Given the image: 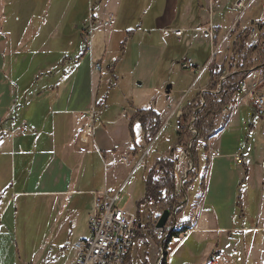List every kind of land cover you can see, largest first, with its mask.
Returning <instances> with one entry per match:
<instances>
[{"label": "crops", "instance_id": "1", "mask_svg": "<svg viewBox=\"0 0 264 264\" xmlns=\"http://www.w3.org/2000/svg\"><path fill=\"white\" fill-rule=\"evenodd\" d=\"M87 1L92 6V9L88 8L89 19L85 14H78L77 8L73 7L64 24H59V37L67 43L62 51L65 55L56 61V65H50L53 69L46 73L47 77L37 79L35 85L28 89L29 85L26 90L20 91L22 93L13 91L12 87L5 92L8 95L5 113L15 114L18 125L9 128L1 119L7 132L0 136V232L11 234L12 226L16 228L19 219L27 218V203L22 201L17 204L18 198H40L46 215L47 211L50 212L48 217L55 209L58 216L66 218L69 233L66 243L71 242L75 232V217L84 214L86 233L72 242L73 257L65 264H71L75 258L74 245L90 236L93 193L105 191L114 195L122 191L124 194L123 179L131 174L134 165L136 168L142 163H139L141 159L136 162L131 151L129 122L136 111L153 109L162 117L164 133L167 130L177 133L175 111L179 104L182 103L181 109L185 112L186 106L206 93L210 67L215 62L222 65L226 59L221 61L222 54L217 52L216 59L212 58L210 64L206 63L201 68L195 64L196 70H189L195 79L172 83L169 93L165 86L160 85V79L158 83L155 81L157 70H164L165 75L176 68L174 62L177 60L176 65L186 76L187 69H182L179 64L184 56L179 57L181 48L192 49L197 42L193 35H200L198 37L210 43L209 49H214V39L219 42L231 24L236 23L234 13L237 12L232 8L228 12L224 8L220 10L214 2L209 5L210 0H84V3L87 4ZM226 13L230 15L229 27L220 23ZM215 14L221 18L218 20ZM77 16L79 21L69 25ZM110 17L115 20L111 29L105 26ZM89 23L93 24L94 47L92 54L89 53L91 62L96 49L97 63L102 69L103 64L108 62L111 73L118 70L132 72L133 78H140L143 74L145 80H149V93L143 99L146 107L130 103L127 96L121 99L120 105L109 106L107 100V107L97 111L104 78L93 74L94 65L90 69V78L82 73L80 67L87 54L83 52L78 33ZM239 25L241 30H250ZM210 26L216 32L213 40L202 32ZM176 30L183 31L181 38L174 35ZM42 43V47L48 46V43ZM226 52L229 55V51ZM123 62L127 63L125 68L122 67ZM200 73L201 77L198 76ZM260 78L264 79L261 74L252 73L248 79L252 82ZM154 81L158 87H155ZM132 82L130 86L135 87ZM19 93L25 96L22 104L18 103ZM236 108L231 117L221 116L217 121V134L208 142L211 182L205 204L201 203L199 194L192 187L191 194L186 196L184 212L175 217L186 224V231L190 234L184 237L177 231L171 233L170 239L164 242L167 252L162 263L264 264V115L256 114L249 97L240 96ZM84 113L94 117V137L82 131L90 119V116L81 118ZM24 126H28L29 130H23ZM239 127L241 130L237 131ZM257 127H261V134L257 133ZM228 131L237 133L239 143L224 144L222 138ZM217 135L219 139L214 140ZM172 141L168 140V150L157 153V156L160 155L158 159L172 158L170 155L176 149ZM140 145L145 150L147 148L142 156L145 159L151 146L147 147L143 137L140 138ZM181 150L178 149L179 156ZM211 151L217 152L213 158L210 157ZM168 152L170 154L166 155ZM124 158L128 163L123 162ZM116 167L122 171L114 178L111 171ZM101 172L103 175L100 178ZM257 192L258 200L253 207L250 197ZM143 198H139L137 203ZM37 202L36 205L41 207V202ZM135 211L133 213L136 214ZM43 220L41 218L40 222ZM192 235L197 236L190 241ZM52 242L53 238L49 235L45 243L51 247ZM137 242L127 264L134 256ZM46 244L37 259L44 252L43 248L47 249ZM146 246L153 253L149 264H157L163 244L153 251L152 245L150 247L146 243Z\"/></svg>", "mask_w": 264, "mask_h": 264}, {"label": "rangeland", "instance_id": "2", "mask_svg": "<svg viewBox=\"0 0 264 264\" xmlns=\"http://www.w3.org/2000/svg\"><path fill=\"white\" fill-rule=\"evenodd\" d=\"M243 1L247 6V10L244 12L235 7L236 4ZM252 1L254 0H210L209 5L214 2V5L216 4L215 7L217 6L220 10L223 8L226 12H228L230 8L236 10L237 12L234 13L236 23L234 22L231 24L228 32L226 31L222 39L218 42L219 46L214 48L215 50L213 48H211V50L209 49L210 43L207 40L204 41L203 37H198L200 35H193L197 42L194 43L192 49H186L185 47L181 48L179 57L184 55L183 57L191 58L200 68L206 65V63L210 64L212 58L213 60L216 59L217 52L222 54L221 61L227 58H232L233 55L230 53L228 55V52H226L229 50L230 46L228 43V37L231 32H234L237 29L239 30L238 34L245 31L244 29L241 30L239 24H242V26L249 29L253 28L248 44H256L261 35L256 26H258V23L264 22V0H255L253 3ZM86 3L87 4L84 3V0H0V119H4L7 127L11 128L12 125L16 127L19 122L16 120L15 114L11 113L10 115H6L5 113V101L8 100V95L5 92L11 87L15 92L24 91L29 85L30 87L28 89H30L31 86L37 83V79L41 80L47 77L45 76L47 75L46 73L53 69L50 65H56V61L65 55L62 51L66 48L67 43L64 42L62 37H59L61 32L60 28H58L59 24L65 21L73 7L77 8L76 12L78 14H85L89 19L90 14H88V8L92 9V6H89L90 4L88 1ZM218 8L215 9V11H217ZM79 16H77L69 25L79 21ZM215 17L218 20L221 18L219 14H215ZM229 17V13H226L222 18L220 23L224 27H229ZM80 26L82 27V25ZM81 30H79V33ZM43 41L48 43L46 48L42 47ZM81 47H84L83 42ZM98 58L96 49L94 50V58L92 59V62L89 54L83 57L80 64L82 73L87 74L90 78V69L98 62ZM174 63L176 68L174 70H169L165 75L164 70H157L155 81L158 83V80L160 79V85H162V87L165 86V89H167L169 85H172V83H185V81L191 82L195 79V75L189 70H186L187 75L184 76L182 72H180L179 65H176L177 60ZM121 64L123 68L127 66L126 62ZM109 66L110 63L105 62L102 71L93 73L96 76L102 75L104 78L102 81L97 111L105 109V106L107 107V100L109 106L116 104L120 105L119 103L121 99L127 96L129 97L128 100L130 103H133L140 108L146 107V102H143V99L146 96V93H149L147 87L149 80H145L143 74H140L142 75V78H133L132 72L127 71L118 70L116 73H111L109 71ZM230 67L233 71L235 70V66H229L228 69H230ZM65 69L67 70V66ZM201 75L202 73L198 76L201 77ZM136 76L138 77L139 74L137 73ZM131 82L135 84V87L130 86ZM141 84H143V86H141ZM156 85L155 87H158ZM263 90L264 88L262 87L261 91ZM20 93L18 95V103L22 104L24 103L25 96L24 94L20 96ZM249 113L254 117L252 112ZM184 115L186 119L189 117L187 112H184ZM21 121L23 122V119ZM249 125H247V127H249ZM241 127H239L237 131L241 130ZM243 129L244 128H242V131ZM256 130L257 133L259 131V134H261V127H257ZM137 136H139V134ZM176 136V133L172 130H167L165 133L161 134L160 137H158L159 139L155 150L150 153L151 148L149 149L147 162L142 167L139 165L137 169H135L134 165L130 171L131 174L125 176L123 179L125 182L123 204L128 202V210L134 212L136 210L137 201L139 198L144 197L145 172H148L155 166L156 161L160 157V155L157 156V153L162 154L169 149V139H173L172 143L174 144V147L177 148ZM237 136V133L232 134L228 131L223 135L222 140L225 145H234L239 143ZM217 139H219V135L214 138V140ZM169 154L170 153L168 152L166 155ZM209 167L210 165L207 166L205 162L201 163L198 170V178L193 185L194 189L199 194L198 197L202 204H205L207 196L206 192L208 187H210L211 182ZM188 168L189 167L186 164H183V166L180 167L178 176L180 182L188 177ZM121 171L120 168L116 167L111 171V174L116 178L121 175ZM102 175V172L99 173L100 178ZM181 185L182 184L180 183V186ZM204 185L205 187L202 189ZM125 194H127V196H125ZM250 200L254 207L258 200V192L251 195ZM22 201H26L28 206L27 218L19 219L15 224L16 228L12 226L13 229L11 234L3 231L0 232V264H65L67 259H72V242H75L78 239V236L81 237L86 233L87 225L85 217H83L84 214L81 217H75V232L71 236V242L66 243L67 237L69 236L66 218L62 219L61 216H58L55 209L53 210L52 215L48 217L50 212L47 211L46 215L44 209L45 206L42 204V199L40 198H18L17 204ZM37 201L41 202V207L36 205L38 203ZM164 215H167L169 218L168 213H165ZM41 218L44 220L40 222ZM146 218L147 215L144 216V221ZM167 220L164 223L162 222L163 224L160 222L157 226V230H162L165 227ZM49 235L53 238L51 247H48V244L45 243V240ZM195 236L197 235H192L190 241L194 239ZM150 238L149 233L145 231L140 238L141 240H138L137 242L134 256L129 264H149L150 258L153 259V253L149 247L146 246V243H148L149 246L152 245V251L153 249L157 250L159 248ZM45 244L47 249L43 248L44 252L40 254L39 259H37L38 253L42 252V247ZM196 260L199 261L200 259L196 258ZM197 264H199V262H197Z\"/></svg>", "mask_w": 264, "mask_h": 264}, {"label": "trees", "instance_id": "3", "mask_svg": "<svg viewBox=\"0 0 264 264\" xmlns=\"http://www.w3.org/2000/svg\"><path fill=\"white\" fill-rule=\"evenodd\" d=\"M257 25L261 35L256 44H248L253 31L252 28L240 34H238V29L230 33L228 51L233 57L227 58L222 65L215 62L210 67L207 92L198 96L193 103L185 107V112L188 113L189 117L185 118V127L176 133V145L178 149L188 147L189 144L192 145L190 157L194 169L188 174L183 187L181 188L174 172L179 157L177 148L172 154L174 160L162 157L156 161L151 170L146 172L144 198L136 203V214L141 223L136 241L140 240L146 231L152 241L161 245L162 242L157 237V226L165 213H168L169 216L178 217L184 212L186 196L192 192L191 189L198 178L201 163L205 162L209 166L208 142L217 134V121L221 118L222 112L236 105L241 96V84L249 78L250 74L259 72L264 75V22ZM214 44L215 47H218L216 38ZM229 66H235V70L233 71L231 67L228 69ZM163 125L161 115L153 109L136 111L135 117L129 122V130L131 151L137 162L146 151L140 145V138H144L147 147L151 146V153L157 146L158 137L164 133ZM138 134L139 136H137ZM148 156L146 155L140 164L141 167L147 162ZM145 215L147 218L144 221ZM132 250L133 248L127 262Z\"/></svg>", "mask_w": 264, "mask_h": 264}, {"label": "built area", "instance_id": "4", "mask_svg": "<svg viewBox=\"0 0 264 264\" xmlns=\"http://www.w3.org/2000/svg\"><path fill=\"white\" fill-rule=\"evenodd\" d=\"M235 7L243 12L247 10L244 1L236 4ZM114 22V18L110 17L106 26L111 29L114 26ZM92 32L93 24L89 23L85 25L79 33L84 45V54H92ZM202 32L212 40L216 33L212 26L203 29ZM174 35L177 38H181L183 31L176 30L174 31ZM179 64L182 69L196 70L195 63L187 57L181 58ZM101 70L102 66L100 63L94 64V72H99ZM261 75L264 78V75ZM262 87L264 88V79L262 78L252 82L247 79L240 87L241 96L251 98L252 107L258 116L264 115V90L261 91ZM181 105L182 103L179 104L175 111V130L177 132H180L185 127V115L184 111L181 109ZM236 109L235 105L229 110H224L222 116L231 117L235 114ZM87 116H90V119L82 131L88 136L93 137L96 129L94 117L89 113H84L81 118ZM22 129L29 130L28 126H24ZM191 131L195 133L194 130L191 129ZM6 132L7 131L3 128V122L0 119V136L6 134ZM191 147L192 145L189 144L188 147L182 148L180 152L178 163L174 168L177 177L179 176L178 173L181 165H188L189 170L193 168L190 157ZM216 155L217 152L211 151V158ZM171 159L173 160V157ZM237 160L240 161L239 157H237ZM123 162L128 163L127 158H124ZM137 167L135 169H137ZM186 179L187 178H185L184 181L182 180V182L179 180L182 187ZM93 195L94 210L89 217L90 236L74 245L76 255L71 264H126L141 228L140 220L137 214L128 210L127 206L123 204L124 195L122 191L114 195L105 191L94 192ZM185 228V223L177 221V218L172 216L162 230H156L157 237L162 240L163 244L160 251L161 256L157 264H161L165 260L167 251L164 248V242L170 239L171 233L175 231L183 233V236L187 237L190 231H185Z\"/></svg>", "mask_w": 264, "mask_h": 264}, {"label": "water", "instance_id": "5", "mask_svg": "<svg viewBox=\"0 0 264 264\" xmlns=\"http://www.w3.org/2000/svg\"><path fill=\"white\" fill-rule=\"evenodd\" d=\"M170 90H171V86H168V88H167L168 93L170 92ZM143 159H144V157L141 158V160H140L139 163H141ZM187 176H188V174H187ZM187 176H186V177H187ZM163 216H164V218H163ZM163 216H162L161 221H160L161 223H162V222L164 223V222L167 220V218H168L167 215H163ZM160 222H159V223H160ZM163 223H162V224H163ZM162 224H161V225H162ZM158 225H159V224H158Z\"/></svg>", "mask_w": 264, "mask_h": 264}]
</instances>
